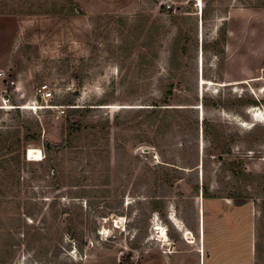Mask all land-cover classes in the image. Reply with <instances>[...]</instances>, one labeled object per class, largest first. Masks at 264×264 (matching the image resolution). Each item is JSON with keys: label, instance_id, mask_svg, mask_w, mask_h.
<instances>
[{"label": "rangeland", "instance_id": "374dc122", "mask_svg": "<svg viewBox=\"0 0 264 264\" xmlns=\"http://www.w3.org/2000/svg\"><path fill=\"white\" fill-rule=\"evenodd\" d=\"M203 216L264 264V0H0V264H154Z\"/></svg>", "mask_w": 264, "mask_h": 264}, {"label": "crops", "instance_id": "0c3cea01", "mask_svg": "<svg viewBox=\"0 0 264 264\" xmlns=\"http://www.w3.org/2000/svg\"><path fill=\"white\" fill-rule=\"evenodd\" d=\"M204 216L198 220V238L197 247L195 244H188L189 236L193 230L187 228L185 234L182 233L178 224L169 219L170 225L175 231V238H169L167 234L166 244L172 243L175 249L168 252L167 260L162 261L161 258H155L154 264H173V257L179 256L178 264H184L185 255H192L197 264H255L256 262V234L255 228H250V223L238 222L234 228H228L225 223H219L217 228L211 233H206ZM244 225V226H243ZM214 226V225H213ZM243 227V228H242ZM193 239V238H192ZM177 241V242H176ZM158 243L162 248L161 238L159 236ZM169 245H166L168 247ZM196 248L193 251L192 248ZM191 250V251H190ZM187 257V256H186ZM177 258V257H176Z\"/></svg>", "mask_w": 264, "mask_h": 264}, {"label": "trees", "instance_id": "16d2710c", "mask_svg": "<svg viewBox=\"0 0 264 264\" xmlns=\"http://www.w3.org/2000/svg\"><path fill=\"white\" fill-rule=\"evenodd\" d=\"M181 35H182V33L179 31L178 37L175 41V45H174L175 47L173 48L172 59L176 57V46L180 43L179 41L182 38ZM226 37H227V33L225 31H223L222 38L220 40H217L216 44L220 45V44H223V42L226 43ZM186 46H188L187 43L183 46V49H182L183 55H185ZM203 49L206 50V46H204ZM173 91H174V87L170 86L168 88V91L164 95V98L160 102V104L154 105L157 108L154 109L155 111H153L152 113L158 114L161 112V110H163V109H161V107H167V106L171 105L170 103L172 100ZM239 102L242 105H244L245 103H249L251 105L257 104V102H255V101L245 102L244 100H240ZM202 105L208 106L207 101L203 99ZM164 110H167V109H164ZM83 117H84V114L82 113V111H80V109H76V108L75 109H69V114L66 118V127H65V129H66L65 146L56 147L57 151H62V150H65L67 148H71L73 143H74V140H76L79 136H81L84 133H93L94 131H96L98 129L97 125H88V126L83 125V122H82ZM110 127H111V124L109 121H107L105 126H104V131L106 132V134H109ZM203 128L207 132V126L203 125ZM18 145H20V143H18ZM46 149L48 152H50L53 148L50 145L46 144ZM228 152L229 151H227L226 153L228 154ZM195 192H197V193L199 192V187L195 188Z\"/></svg>", "mask_w": 264, "mask_h": 264}, {"label": "built area", "instance_id": "2783aa9c", "mask_svg": "<svg viewBox=\"0 0 264 264\" xmlns=\"http://www.w3.org/2000/svg\"><path fill=\"white\" fill-rule=\"evenodd\" d=\"M2 76V75H1ZM54 98L53 95V91L52 89H50V87L45 84V85H41L36 92V99H35V104H39V102H44V103H48L49 101H51ZM61 114L64 115L65 111H61ZM29 151L27 152V157L29 155Z\"/></svg>", "mask_w": 264, "mask_h": 264}, {"label": "bare ground", "instance_id": "6f19581e", "mask_svg": "<svg viewBox=\"0 0 264 264\" xmlns=\"http://www.w3.org/2000/svg\"><path fill=\"white\" fill-rule=\"evenodd\" d=\"M204 83V82H203ZM28 159H29V161H40V160H42V155H41V151H39V150H33V149H31L30 151H29V155H28ZM157 229V228H156ZM159 229V228H158ZM162 232V231H161ZM163 236L164 237H166V234H165V232L163 233ZM166 239V238H165Z\"/></svg>", "mask_w": 264, "mask_h": 264}]
</instances>
